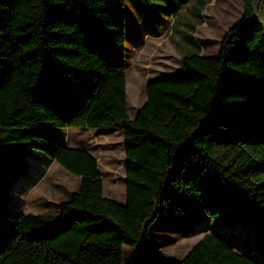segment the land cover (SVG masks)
Listing matches in <instances>:
<instances>
[{
  "label": "trees",
  "instance_id": "16d2710c",
  "mask_svg": "<svg viewBox=\"0 0 264 264\" xmlns=\"http://www.w3.org/2000/svg\"><path fill=\"white\" fill-rule=\"evenodd\" d=\"M127 1L152 9L155 0H0V264H144L161 219L183 236L205 218L264 222V28L254 0H240L217 56L191 55L177 74L149 81L133 120ZM239 44L242 57H231ZM67 128L124 132V205L104 197L95 157L38 134ZM34 152L80 177L56 215L9 210ZM249 252L206 235L179 264H264Z\"/></svg>",
  "mask_w": 264,
  "mask_h": 264
},
{
  "label": "rangeland",
  "instance_id": "374dc122",
  "mask_svg": "<svg viewBox=\"0 0 264 264\" xmlns=\"http://www.w3.org/2000/svg\"><path fill=\"white\" fill-rule=\"evenodd\" d=\"M216 1L155 0L152 9L144 4L126 2V77L130 119L136 117L147 101L145 89L149 81L177 74L182 60L196 53L217 56L218 43L225 27H215L222 0ZM232 1L241 6L239 0ZM202 2H205L204 8ZM210 2H213L212 5ZM230 56L241 58L242 45L239 44ZM38 134L69 148L90 153L99 164L104 197L121 205L126 203V158L122 130L40 129ZM28 164L29 169L11 188L9 210L26 215L58 214L60 203L69 200L78 191L80 177L41 152H34ZM194 229L190 236H183L174 231L167 219L158 221L143 252L144 264H179L206 235L220 237L241 252L250 251L264 256L262 221L243 223L232 217L205 218ZM124 251L127 261L132 250L125 247ZM259 261L264 263V259Z\"/></svg>",
  "mask_w": 264,
  "mask_h": 264
},
{
  "label": "crops",
  "instance_id": "0c3cea01",
  "mask_svg": "<svg viewBox=\"0 0 264 264\" xmlns=\"http://www.w3.org/2000/svg\"><path fill=\"white\" fill-rule=\"evenodd\" d=\"M259 1H260V15L264 21V0H259ZM215 2L217 3L216 0H215ZM239 2H240L239 4H241V6L238 4H235L232 0H222V2H221V7H220L219 13H218L220 16H219V18H217L218 24H215V27H219V28L225 27L224 32H222V38L226 34V32L230 29V27L235 22L240 20L242 15H243V4L240 0H239ZM212 3L210 5H212ZM203 4H205V2H202V4H201L202 7H203ZM200 16H201V9L198 11V14H197L198 19H200ZM208 26L209 25L207 22V27ZM203 35H204V33H203ZM203 38H204V36H203ZM221 39L219 40V43H220ZM219 43H218V48H219Z\"/></svg>",
  "mask_w": 264,
  "mask_h": 264
},
{
  "label": "water",
  "instance_id": "95a60500",
  "mask_svg": "<svg viewBox=\"0 0 264 264\" xmlns=\"http://www.w3.org/2000/svg\"><path fill=\"white\" fill-rule=\"evenodd\" d=\"M258 1L259 0L253 1V4H252L253 16H254L255 20L257 21V23L260 24L264 28V21L259 17V14H258V9H257ZM17 214H20V213H17Z\"/></svg>",
  "mask_w": 264,
  "mask_h": 264
}]
</instances>
